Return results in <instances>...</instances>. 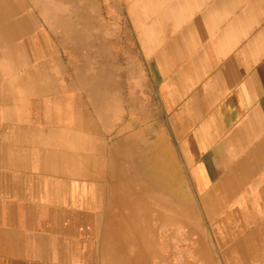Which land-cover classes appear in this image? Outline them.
I'll use <instances>...</instances> for the list:
<instances>
[{
  "label": "crops",
  "instance_id": "crops-1",
  "mask_svg": "<svg viewBox=\"0 0 264 264\" xmlns=\"http://www.w3.org/2000/svg\"><path fill=\"white\" fill-rule=\"evenodd\" d=\"M89 3L0 0V264H264V0Z\"/></svg>",
  "mask_w": 264,
  "mask_h": 264
},
{
  "label": "rangeland",
  "instance_id": "rangeland-1",
  "mask_svg": "<svg viewBox=\"0 0 264 264\" xmlns=\"http://www.w3.org/2000/svg\"><path fill=\"white\" fill-rule=\"evenodd\" d=\"M106 0H90V9L93 8V9H98V12L99 13H103L104 15V18H106V10L107 9V5L105 3ZM76 2V0H75ZM104 3V4H103ZM96 6V7H95ZM105 13V14H104ZM123 23H121L122 25ZM179 234H180V238L181 236H183L181 239H180V243L179 245H177L176 247L178 248V263L179 264H188L187 262V253L190 251V245H187L185 243V233H186V229H182L180 228L179 230ZM172 246H167V251H164V254H163V264H172L171 263V254H170V250L173 251V248L175 249L176 247L174 246L172 249H171ZM176 252V249L175 251H173V253ZM176 258V256H175ZM188 259H190V256H188Z\"/></svg>",
  "mask_w": 264,
  "mask_h": 264
},
{
  "label": "bare ground",
  "instance_id": "bare-ground-1",
  "mask_svg": "<svg viewBox=\"0 0 264 264\" xmlns=\"http://www.w3.org/2000/svg\"><path fill=\"white\" fill-rule=\"evenodd\" d=\"M35 1H36V0H35ZM84 1L86 2V1H88V0H84ZM39 3H40V2H39ZM78 3H79V2H78ZM103 4H104V3H103ZM34 5H35V4H34ZM36 6H37V4H36ZM39 6H40V4H39ZM44 6H45V5H44ZM41 7H42V6H41ZM95 7H96V6H95ZM44 8H45V7H44ZM45 9H46V11H48L47 8H45ZM105 10H106V9H105ZM43 11H44V10H43ZM43 11H42V12H43ZM39 12H40V11H39ZM85 12H86V11H85ZM46 13H48V12H46ZM104 14H105V13H104ZM48 15H49V13H48ZM50 15H51V14H50ZM40 17H43V16H40ZM51 17H52V15H51ZM44 19H45V17H44ZM52 19H53V18H52ZM52 19H51V20H52ZM60 20L63 21L64 19H63V20L60 19ZM52 21H53V20H52ZM52 21H51V22H52ZM12 22H13V21H12ZM53 22H56V21L54 20ZM58 22H59V21H58ZM58 22H57V23H58ZM60 23H61V22H60ZM14 24H16V23H14ZM48 24H49V22H48ZM52 25H53V24L50 25V28L52 27ZM55 26H56V25H55ZM58 26H59V24H58L56 27H58ZM53 27H54V26H53ZM54 28H55V27H54ZM54 28H52V29H54ZM58 28H59V27H58ZM56 29H57V28H56ZM62 46H63V44H62ZM5 48H6V47H5ZM125 49H126V48H125ZM144 78H145V77H144ZM214 88H215V87H214ZM122 91H123V90H122ZM112 119H113V118H112ZM128 132H129V131H128ZM139 136H140V135H139ZM147 148H148V147H147ZM138 151H139V150H138Z\"/></svg>",
  "mask_w": 264,
  "mask_h": 264
}]
</instances>
